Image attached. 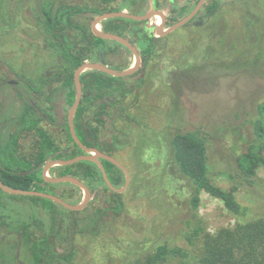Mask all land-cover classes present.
I'll return each instance as SVG.
<instances>
[{
  "label": "rangeland",
  "instance_id": "1",
  "mask_svg": "<svg viewBox=\"0 0 264 264\" xmlns=\"http://www.w3.org/2000/svg\"><path fill=\"white\" fill-rule=\"evenodd\" d=\"M66 1L100 8L93 0ZM214 1L220 3L219 12L215 11L202 20L206 16L203 9L195 20L163 36L155 31L161 17L155 15L148 19L147 26H154L153 36L157 37L151 53L142 58L136 72L118 77L111 87L90 98L85 120L94 121L95 113L99 112L98 116L103 120L100 144H113L109 156L125 166L130 174L126 190L117 193L123 209L114 211L116 201L110 191L103 189L92 194L90 202L74 213L60 206H54V214L50 213L49 209L26 196L2 197L5 207L0 208V213L4 217L12 215L17 220H26L34 228H37L35 221H38L45 230L61 223L55 248L60 253H69L66 260L55 264H120L125 259L131 260L150 252L155 241L166 238L186 246L177 230L192 215L193 185L179 171L166 146L165 136L161 135L164 130H168L170 136L176 131L203 127L211 136L208 143L212 165L210 177L223 189L234 185L229 174L235 167V156L242 151L244 140L250 137V122L257 116V104L264 101V65L252 70V66L236 60L251 58L246 51L253 45L257 48L258 42L261 43L259 51L264 50V36L259 40L257 37L264 23L254 17L253 25H248L251 15L247 9L250 5L254 8L256 1L261 7L263 3L261 0L209 2ZM169 2L137 0L133 8L121 10L134 14L161 10L167 16L164 26L167 29L175 22ZM127 4L123 6L128 7ZM116 7H120L119 2L112 3L104 12ZM261 12L258 9V14ZM99 14L86 12L79 16L76 22L80 28L74 30L72 36L81 40V28L91 30L93 19ZM17 18L21 20L19 25L8 27ZM1 25H4L3 29ZM98 27L102 29L101 22ZM136 29L137 24H130L128 34L132 35ZM247 32L251 34L248 38L245 37ZM47 39L50 38L38 24L37 0H22L20 3L0 0V113L4 106L2 85L8 80H15L17 83L13 85H18V81H36L41 74L45 78L55 75L52 70L60 61ZM80 44L84 42L81 40ZM112 45L115 50L101 53L100 60L95 62L119 71L131 68L136 61L133 52L122 44ZM40 91L48 101L44 105L47 109L51 90ZM63 108L67 117L70 106L64 102ZM49 114L54 115V112ZM40 125L62 147L68 144L66 133L59 126L47 118ZM36 144L37 137L33 132L21 135L19 146L25 159L31 160L35 156ZM55 166L49 168V177L57 176ZM114 176L118 177L117 187H122L125 175ZM257 176L264 181L263 166L257 169ZM74 185L60 182L49 193L66 202L80 204L85 192ZM260 191L257 189L254 193L259 196ZM235 195L257 212L254 207L257 200L254 201L246 188L238 187ZM58 211L62 212L61 217H58ZM98 212L100 227L94 233L95 222L88 231L90 218ZM197 215L209 233L235 223L223 203L205 192L200 193ZM71 223H76L74 234L70 231Z\"/></svg>",
  "mask_w": 264,
  "mask_h": 264
},
{
  "label": "trees",
  "instance_id": "2",
  "mask_svg": "<svg viewBox=\"0 0 264 264\" xmlns=\"http://www.w3.org/2000/svg\"><path fill=\"white\" fill-rule=\"evenodd\" d=\"M21 1L17 0V3ZM93 1L97 2L100 8L71 4L66 0H42V2L37 0L38 24L50 38L47 42L56 53L55 57L60 63L54 66L52 73L55 75L52 77L45 78L41 74L36 81H18V85L6 82L2 85L4 106L1 107L0 113V179L8 187L51 193V190L59 183H51L43 178L44 165L50 160L69 159L78 153H83L71 137L63 103L71 106L75 100L74 73L80 64L99 61L101 53L114 51L112 44H118V42L97 37L89 28H81V40L84 44H80L81 40L75 35L72 36L71 33L80 28L76 20L86 12L99 14L114 2H119L120 7L110 8L111 11L121 10V8L128 10L134 7L137 0ZM209 1L206 0L190 22L195 20L203 9L206 16L202 17V20H205L209 14L221 10L218 1L212 3ZM127 2L128 7H124L123 5ZM197 2L198 0H170L169 7L173 14V21L188 14ZM258 3V1L253 3L254 8L246 5L252 16V18L249 16L248 25H253L254 17L264 23V0H261L262 7ZM258 9L262 11L259 14ZM20 22L21 20L17 18L16 22L8 27L14 28ZM147 23L148 20L138 21L120 17L101 21L103 31L119 34L135 44L140 50L141 59L151 53L152 44L157 40V37L153 36L154 26L149 27ZM130 24L138 25V29L132 35L128 34ZM3 26L1 25L2 29ZM245 34L248 38L250 33ZM261 36H264V26L261 28L260 35L257 36L258 40L262 39ZM258 44H256L257 48L253 45L246 51V53L249 52L251 58L246 60L239 58L236 62L243 61L252 66V70H257L264 65V50L259 51L261 43L258 42ZM117 78V76H111L95 69L82 72L80 75L82 96L74 112V130L84 145L94 147L104 155H110V148L113 144L110 146L100 144L99 133L102 121L98 116L99 112L95 113L94 121L89 122L85 120V113L90 98L100 90L111 87ZM45 88L51 90L48 109L42 107L47 100L42 98L40 90H45ZM18 90L24 92L21 93ZM58 97L62 100H58ZM33 101L39 108L33 104ZM91 104L94 103L91 102ZM51 112H54V115H50ZM45 118L65 131L68 139L66 146L62 147L42 128L40 123ZM250 124V137L244 140L243 149L235 156V167L229 174V177L235 181L230 189L221 188L209 175L212 168L208 156V143L211 136L203 127L176 131L170 136L168 130L162 131V134L158 133L165 136L166 146L179 171L193 185L190 199L192 215L185 219L182 227L177 230V235L186 242V246L177 245L174 240L171 241L168 238L158 240L152 244L150 252L131 260L125 259L120 264H264V181L257 176V169L260 166L264 167V101L257 104V116L251 120ZM24 132H33L37 137V150L31 160L25 159L20 152L19 139ZM99 159L111 183L117 186L118 177L114 175L122 176L124 173L107 158L100 157ZM226 165L228 168V163ZM53 169L57 170V176L78 178L92 194L99 193L102 189L110 191L117 204L116 208H113L114 211L123 209V203L118 200V194L105 184L97 162L82 160L68 165H57ZM66 184L69 183L66 182ZM238 187L246 188L254 201L257 200L254 206L257 212H253L252 207L237 199L235 191ZM257 189L261 190L259 196L254 193ZM201 192L220 200L225 209L234 217V225L221 227L215 233L207 232L202 219L197 215ZM14 195L0 188V208L5 207L2 201L3 196L12 198L26 196L49 209L53 214L54 206L64 208L44 197ZM64 209L69 213H74L72 210ZM57 215L61 217L62 212L58 211ZM98 217L99 212L90 218L88 231L97 222L96 229L93 231L97 232L98 226L100 227ZM35 224L37 228L27 223L26 220H17L12 215L4 217L0 213V264H55L57 261L66 260L69 251L60 253L55 248L61 223L51 226L49 230H45L42 223L38 221H35ZM75 225L76 223L70 225L72 234H74ZM174 229L173 227V231H176Z\"/></svg>",
  "mask_w": 264,
  "mask_h": 264
},
{
  "label": "water",
  "instance_id": "3",
  "mask_svg": "<svg viewBox=\"0 0 264 264\" xmlns=\"http://www.w3.org/2000/svg\"><path fill=\"white\" fill-rule=\"evenodd\" d=\"M205 2H206V0H198L196 5L192 8V10L188 14H186L184 17H182L181 19H179L175 23L168 26L167 29L164 28L165 22H166V14L161 10H153L148 14H134V13L126 12L123 10L107 11V12H103V13L97 15L93 19V22L91 25V31L95 36L100 37V38H104V39H111V40L118 42L119 44H122L127 49H129L131 52H133V54L136 58V61L131 68H129L128 70H124V71L115 70V69L110 68V67H108L105 64L100 63V62H84V63L80 64V66L75 70L74 82H75L76 96H75L74 102L72 103V105L70 106V109L68 111L67 119H68V127H69V132L71 134V137L74 140V142L84 151V153L79 154V155H77L73 158H69V159H57V160L48 161L42 169V176L46 181L51 182V183L67 182V183L75 184V185L79 186L80 188H82L85 192V197L80 204H72V203L66 202L65 200H63L59 196L54 195V194H50V193H46V192L27 190V189H19V188H11V187H8L7 185H5L1 179H0V188L7 193L44 197V198L52 200L53 202H55L57 204H60L61 206H63L64 208H66L68 210H72V211L80 210V209L84 208L90 202L92 193L89 190V188L81 180H79L76 177H73V176L49 177L47 172H48L49 168L53 165H68V164H72V163L82 161V160H91V161H95L98 163L100 170H101L103 180L109 189H111L112 191H114L116 193L124 192L130 183V174H129L128 170L126 169V167L123 166L120 162H118L113 157H111L109 155L102 154L98 149L84 145L80 141L78 136L76 135V132L74 130V124H73L74 112H75V110H76V108L80 102L81 96H82V84L80 81V75L82 72H84L86 69L87 70L95 69V70L102 71L106 74H109L111 76L123 77V76L131 75L134 72H136L142 63V59L140 58L138 49L136 48V46L133 43H131L128 39H126L125 37H123L119 34H114V33L103 31L102 29H100L98 27V23H100L103 20L109 19V18H117V17L127 18V19H132V20H138V21H144V20L150 19L151 17H153L155 15H159L161 17V23L155 27V31L160 36H163V35H166L172 31L178 29L179 27L183 26L184 24L188 23L198 13V11L202 8V6L204 5ZM7 82L10 84H16L17 83L15 80H8ZM92 153H94V154H92ZM100 157L107 158L108 160L113 162L120 170H122V172L125 175V182H124V185L122 187H117L111 183V181H110V179H109V177L105 171L103 164L100 162V159H99Z\"/></svg>",
  "mask_w": 264,
  "mask_h": 264
},
{
  "label": "flooded vegetation",
  "instance_id": "4",
  "mask_svg": "<svg viewBox=\"0 0 264 264\" xmlns=\"http://www.w3.org/2000/svg\"><path fill=\"white\" fill-rule=\"evenodd\" d=\"M169 4H170V2H169ZM181 19V18H180ZM179 20V19H178ZM177 20V21H178ZM166 22H167V16H166ZM166 22H165V25H166ZM176 22V21H175ZM174 22V23H175ZM173 24V23H172ZM18 91H20L21 93H23L24 91L23 90H18ZM42 98H44V97H42ZM45 99V98H44ZM51 99V97L48 99V100H50ZM47 103H48V101H47ZM33 104L37 107V108H39L37 105H36V103H35V101H33ZM46 104V103H45ZM44 104V105H45ZM44 105H42V107H45ZM88 105V104H87ZM50 106V102H49V105H48V107ZM48 107H47V109H48ZM46 108V107H45ZM87 111H88V109H87ZM101 119V118H100ZM102 122L101 123H103V120H101ZM84 153V152H83Z\"/></svg>",
  "mask_w": 264,
  "mask_h": 264
},
{
  "label": "bare ground",
  "instance_id": "5",
  "mask_svg": "<svg viewBox=\"0 0 264 264\" xmlns=\"http://www.w3.org/2000/svg\"><path fill=\"white\" fill-rule=\"evenodd\" d=\"M160 22H161V18H160V20L157 22V24H160Z\"/></svg>",
  "mask_w": 264,
  "mask_h": 264
}]
</instances>
